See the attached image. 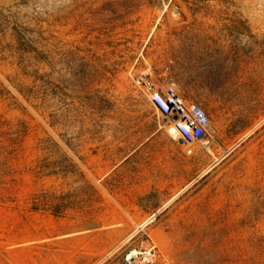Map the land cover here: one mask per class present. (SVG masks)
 Listing matches in <instances>:
<instances>
[{
  "label": "rangeland",
  "instance_id": "rangeland-1",
  "mask_svg": "<svg viewBox=\"0 0 264 264\" xmlns=\"http://www.w3.org/2000/svg\"><path fill=\"white\" fill-rule=\"evenodd\" d=\"M145 77L206 111L194 153ZM53 213L93 264H264V0H0V264H57Z\"/></svg>",
  "mask_w": 264,
  "mask_h": 264
},
{
  "label": "built area",
  "instance_id": "built-area-1",
  "mask_svg": "<svg viewBox=\"0 0 264 264\" xmlns=\"http://www.w3.org/2000/svg\"><path fill=\"white\" fill-rule=\"evenodd\" d=\"M142 85L149 101L162 117L163 127L168 135L184 145L185 153H194L196 144L203 139L209 127L206 111L184 92L178 90L174 83L158 85L145 77ZM152 217L153 215L148 217L144 224ZM137 258L138 252L135 249L130 250L120 264H139ZM100 262L101 260L98 263Z\"/></svg>",
  "mask_w": 264,
  "mask_h": 264
},
{
  "label": "crops",
  "instance_id": "crops-1",
  "mask_svg": "<svg viewBox=\"0 0 264 264\" xmlns=\"http://www.w3.org/2000/svg\"><path fill=\"white\" fill-rule=\"evenodd\" d=\"M35 225L40 227L43 241L57 245L54 250L61 254L57 264H67L64 259L66 256L74 264L94 263V256L98 255L100 249L92 246L90 228L80 226L77 218L48 214ZM102 232H98L95 237H99Z\"/></svg>",
  "mask_w": 264,
  "mask_h": 264
},
{
  "label": "trees",
  "instance_id": "trees-1",
  "mask_svg": "<svg viewBox=\"0 0 264 264\" xmlns=\"http://www.w3.org/2000/svg\"><path fill=\"white\" fill-rule=\"evenodd\" d=\"M198 1H200V0H198ZM26 45H28L27 46V48H25V47H21V51L22 52H32V51H35V49L33 48V46H31V44H26ZM26 74V73H25ZM28 75H30V76H32L33 77V80L35 79L34 78V74H28ZM30 91H32V88L31 87H28L27 88V90H24V92H23V96H25V97H33V94L30 92ZM29 92H30V94H29ZM31 95V96H30ZM53 215H57V216H60V215H62V214H57V213H53Z\"/></svg>",
  "mask_w": 264,
  "mask_h": 264
}]
</instances>
